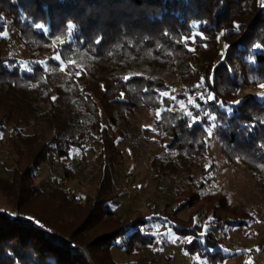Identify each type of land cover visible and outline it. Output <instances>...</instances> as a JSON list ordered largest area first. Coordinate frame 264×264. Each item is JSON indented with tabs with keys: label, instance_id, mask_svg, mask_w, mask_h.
Instances as JSON below:
<instances>
[{
	"label": "trees",
	"instance_id": "1",
	"mask_svg": "<svg viewBox=\"0 0 264 264\" xmlns=\"http://www.w3.org/2000/svg\"><path fill=\"white\" fill-rule=\"evenodd\" d=\"M6 17L18 28L31 53L30 70H22L12 58L0 57V117L14 133L13 164L8 176H0V194L11 207L10 212L0 208V264H123L112 253V247L120 245L123 237L128 255L158 243L142 231L147 223L143 216L122 219L110 209L109 203L115 198L111 179L119 155L116 142L122 133L117 129L108 133L102 121L105 118L114 127L116 110L142 105L168 107L172 100L161 93L169 87L163 79L147 75L111 80L97 77L86 87L69 91L59 87L54 97L41 99L49 101L54 134L40 140L37 120L46 116L30 104L10 100L8 93L22 82L43 80L39 56L42 47L50 46L57 37L70 39L64 44L66 48L120 62L132 57L170 60L191 55L187 38L193 34L195 45L212 49L203 75L213 99L206 100L204 108L215 115V134L230 151L248 158L264 172V97L249 94L236 99L234 92L242 85L264 83L263 0H0V30ZM37 24L42 27L37 28ZM69 100L71 106L91 116L90 127L98 135L100 165L93 195L75 193L68 197L62 188L42 190L34 185V170L50 155L63 159L71 147L84 149L82 132L75 136L57 132L59 106ZM157 123L170 137L167 147L183 155L205 154L207 117L191 122L188 115L165 109ZM29 127L30 134L22 133ZM150 166L162 183L172 178L174 163L170 160L154 157ZM64 172L70 175L67 168ZM197 198L195 194L185 202L196 206ZM225 202L219 199L208 211L216 215L217 207L225 208ZM232 212L234 216L227 223L245 225L248 215ZM194 213L186 219L176 216L165 221L178 237H191L183 244L188 253L210 264L225 261L228 255L213 228L202 232Z\"/></svg>",
	"mask_w": 264,
	"mask_h": 264
},
{
	"label": "rangeland",
	"instance_id": "2",
	"mask_svg": "<svg viewBox=\"0 0 264 264\" xmlns=\"http://www.w3.org/2000/svg\"><path fill=\"white\" fill-rule=\"evenodd\" d=\"M4 21L5 27L0 30V57L12 58L22 70H30L31 50L23 43L12 20L6 17ZM69 41L68 37H57L50 46L42 47L39 64L44 68L43 80L22 82L8 93L10 100L30 104L38 114L46 116L37 120L40 140H48L54 134L48 115L49 101L41 99L48 95L54 97L59 87L69 91L82 89L97 77L111 80L114 77L147 75L163 79L169 88L162 93L172 100L168 107L157 109L142 105L131 110H116L114 127H110L105 118L102 121L108 133L113 129L122 133L116 142L119 155L112 173L111 194L115 198L109 203L110 209L122 219L134 220L143 216L147 223L142 231L158 241L146 250L128 255L125 252L126 237H123L120 245L112 247L114 259L123 264H210L206 259L188 253L183 244L191 237H178L165 221L166 217L176 216L186 219L197 209L194 215L202 232L213 228L214 235L220 239L228 255L225 261L217 264H264V172L259 165L224 145L214 132V113L204 108L211 94L204 84L203 67L212 55V49L204 44L195 45L192 34L187 38V45L193 50L191 55L182 54L170 60L152 56L132 57L115 62L93 57L74 47H64ZM221 57L220 54L217 60ZM261 85L264 83L242 85L234 91L236 99L249 94L262 99L264 88ZM70 102L72 100L59 106L57 132L67 136L82 132L84 149L71 147L63 159L50 155L34 170V185L42 190L62 188L68 197L75 193L81 197L93 195L100 165L97 158L98 135L90 127L91 116L82 108L71 106ZM165 109L188 115L191 122L199 116L207 117L205 154L183 155L167 147L170 137L157 123ZM31 132V127L22 129L24 134ZM13 136L11 126L0 117L1 177L9 175L13 164ZM154 157L174 163L171 179L162 183L155 178L154 167L150 166ZM65 168L70 175L64 172ZM195 194L198 197L196 206L185 202ZM219 199H224L227 205L225 208L217 207L216 215H213L208 207L217 205ZM182 202L183 208L177 212ZM0 208L11 211L2 194ZM232 211L248 215L245 225L227 223L234 216Z\"/></svg>",
	"mask_w": 264,
	"mask_h": 264
},
{
	"label": "snow or ice",
	"instance_id": "3",
	"mask_svg": "<svg viewBox=\"0 0 264 264\" xmlns=\"http://www.w3.org/2000/svg\"><path fill=\"white\" fill-rule=\"evenodd\" d=\"M36 27H37V28H41L42 26H41L40 24H37ZM68 27L71 28L72 25L69 24ZM236 27L239 28L240 26L237 25ZM57 59H59V57H57ZM198 87H202V85H198ZM261 87L264 88V85H261ZM161 95L164 96V95H167V94H166V93H161ZM53 99H55V98H53ZM201 99H203V97H201ZM207 99H208V100H212V99H213V96H212V95H209V96L207 97ZM189 103H192V101L190 100ZM189 114H190V113H189ZM214 118H215V117H213V119H214ZM209 132H211V129H209ZM37 223H39V222H37ZM202 235H203V233H202Z\"/></svg>",
	"mask_w": 264,
	"mask_h": 264
},
{
	"label": "built area",
	"instance_id": "4",
	"mask_svg": "<svg viewBox=\"0 0 264 264\" xmlns=\"http://www.w3.org/2000/svg\"><path fill=\"white\" fill-rule=\"evenodd\" d=\"M69 192H72L71 190Z\"/></svg>",
	"mask_w": 264,
	"mask_h": 264
}]
</instances>
